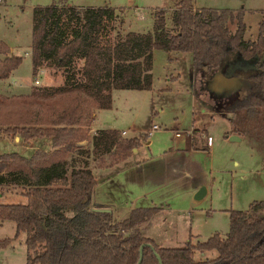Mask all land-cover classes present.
<instances>
[{
  "label": "trees",
  "instance_id": "obj_1",
  "mask_svg": "<svg viewBox=\"0 0 264 264\" xmlns=\"http://www.w3.org/2000/svg\"><path fill=\"white\" fill-rule=\"evenodd\" d=\"M174 6L171 28L159 10L152 31L123 35H112L117 15L111 8L51 4L33 9L32 74L46 69L59 73L62 82L25 95H0V133L26 143L46 138L55 150L36 151L30 158L0 156V187L17 186L26 199L25 204H0V225L12 222L15 238L25 235L26 264H137L142 246L140 264H158L155 253L162 264H264V202L230 211L223 237L163 248L139 229L157 209H135L119 221L109 210L91 209L97 178L86 165L70 167L63 161L75 149L81 152L75 146L85 141L91 145L89 155L108 156L107 167L126 161L140 147L139 139L116 131L89 137L87 127L95 111L111 108L113 91L152 89L155 50L191 54L192 73L204 86L235 62L245 63L250 72L234 74L238 88L221 98L218 110L222 116L264 110V18L256 39L245 41L243 9H194V0H177ZM234 23L232 34L228 26ZM0 56L1 82L22 58L2 41ZM10 243L0 241V249ZM210 252L216 257L195 258V253Z\"/></svg>",
  "mask_w": 264,
  "mask_h": 264
},
{
  "label": "rangeland",
  "instance_id": "obj_2",
  "mask_svg": "<svg viewBox=\"0 0 264 264\" xmlns=\"http://www.w3.org/2000/svg\"><path fill=\"white\" fill-rule=\"evenodd\" d=\"M176 1L1 0L0 41L16 56L21 57L22 63L13 76L0 82V95H19L26 92L31 83L32 89L42 87L48 82L54 87L61 84L60 74H53L46 69H41L44 73L32 76L30 47L34 8L48 7L51 4L79 8H111L117 15V20L112 24V35L117 33L123 35L128 32L152 31L153 17L159 10L164 11L167 26L171 28L170 20ZM202 1L194 0L195 4L201 5L202 8L215 9L211 7L228 5L239 10L242 7L243 23L246 28L244 40L256 39L258 26L264 18V0H209L210 3ZM228 28L233 34L236 24H230ZM247 70L249 69L245 63L235 62L224 75H216L204 86L200 78L192 73L191 54L155 50L152 89L114 92L112 109L100 113L93 123L94 129L113 128L124 131L125 136H122L121 132L118 134L127 139L137 138L141 143L138 152L128 162L120 163L121 165L113 170V180L118 190L114 195L120 201L121 208H128L135 197L152 190L156 186L155 180L165 183V186L168 185L150 194V198L154 200H163L164 205L168 206V211L163 214L155 212L147 224L139 227L146 237L153 238L163 248H182L188 240L194 244L205 242L214 234L223 237L229 230L230 211H246L252 202H264V110L252 113L241 110L225 116L218 110V107L222 108L221 100L217 96L221 93L219 90L224 88V96H220L223 98L238 88L237 83L227 87L226 79L234 77L235 73L237 78L239 74L246 76L250 72ZM35 79L39 81L37 85L33 84ZM15 82L24 86L15 87ZM233 88L235 90L232 91ZM153 125L158 126L160 130L144 139V135ZM193 129L199 130L193 132ZM88 130V136L92 137L90 134L92 129ZM200 130L205 131L206 135L214 140L213 153L202 151L194 156H185L184 159L190 162L197 172L189 182L187 181L188 183L186 182L187 185L180 184L179 181L182 183L183 180L178 171L176 176L170 173L173 165L179 162V155L172 156L169 150L176 146L183 148L182 143L176 142L175 133L183 135L188 133L197 140L201 134ZM226 133L239 134L241 141L228 143L225 139ZM147 142L150 145L146 147ZM89 147L84 146L83 149L87 150ZM168 151L169 155L165 156L164 152ZM10 153L23 154L24 157L33 154L30 150L1 141L0 156ZM161 154L162 156H159ZM146 157H153L155 162L146 164L141 171L128 173L123 170L127 163L135 161L144 163L142 161ZM88 158L90 167L95 171L109 163L108 156L99 160L95 155H88ZM152 171L158 175L149 176L153 174ZM135 177L147 179L142 184L139 183V179L133 181ZM172 183L178 185L172 186ZM201 183L206 184L208 196L200 206L191 205L190 189ZM6 189L5 186L0 188V204H25L26 199L23 196L5 194ZM122 217L120 213L114 216L117 221L125 218ZM6 239H10L11 243L5 249H0V264H26L25 235L21 234L15 238V225L12 222H3L0 225V241ZM215 257V252L202 255L195 253L196 260Z\"/></svg>",
  "mask_w": 264,
  "mask_h": 264
},
{
  "label": "crops",
  "instance_id": "obj_3",
  "mask_svg": "<svg viewBox=\"0 0 264 264\" xmlns=\"http://www.w3.org/2000/svg\"><path fill=\"white\" fill-rule=\"evenodd\" d=\"M202 2H204V3H210L209 0H203ZM200 8H202V6L201 5L197 6L195 4V2H194V9H200ZM211 8H215L216 10H221V9L224 10V9H227V10H231L233 12H236L238 10L236 7H234V6H228V5H225V6H213ZM241 9H243V8L241 7ZM243 11H244V9H243ZM10 53L13 54V55H16L11 50H10ZM0 59H2L1 56H0ZM152 69H153V67H152ZM31 70H32V64H31ZM16 71H14L10 76H13V74ZM41 73H44V70H39L38 71V74H41ZM152 77H153V74H152ZM60 78H61V76H60ZM60 78H59V80H61V82H62V78L61 79ZM48 83L45 84V85H43L42 87H44V86L50 87V85ZM14 86L15 87L22 88L24 85L22 86L21 83L15 82L14 83ZM31 86H32V83L29 85V87H28V89H27L26 92L20 93L19 95L29 94V92L32 89ZM114 92H116V91H113L112 92V104H113V93ZM12 95H18V94H12ZM111 109H112V105H111V108L108 109V110H111ZM108 110H98V111H95L94 114H93V116H92V118H91V120L88 123L87 129H90V130L92 129L93 131H95L97 133L98 132H101V131H116L117 133L121 132V131L115 130L113 128L112 129H94L93 128V123L98 118V116L100 115V113L106 112ZM219 113L221 114V112H219ZM197 130H199V129H193L192 131L194 132V131H197ZM189 131H191V130H189ZM200 133H201L200 134V137L197 138V140L195 139V137L190 136L189 134H186V135H183L182 134L179 138L176 137V139H177L176 142L177 143H182L183 148H180V146H176V147L172 148L171 150H169L170 151V154L172 156H174V155L175 156H178L179 155V162L178 161L177 162L175 161L176 163L173 165L172 172H170V173H172L174 176H176L177 175L176 172L178 171V173L180 174L181 180H183L182 183L179 181L180 184H184L187 181L189 182L192 179V177L195 175V173L197 172L196 169L194 168V166H192L190 162H187L184 159L185 156H194L197 153H200L202 151H207L208 153H210V152L213 153L214 140L211 137H208L206 135L205 131L200 130ZM225 135H226L225 136V139L230 144H234V143H237V142H240L241 141V138H240L239 134H237V133H230V134L226 133ZM232 137H238L239 141H230V139ZM146 138H147V134L144 135V139H146ZM1 141H6L7 143L13 144L15 146H18V147H20L21 149H24V150H30V151L33 152V154L36 151H41L43 153H52V152L55 151L51 147L50 140L49 139H46V138L37 139V140L30 141V142L26 143V142H23L21 139H19L17 137L14 138L13 141H11L3 133H0V142ZM149 145H150V143L147 142L146 143V147L149 146ZM84 146H90V147L87 150L86 149L84 150L83 149ZM75 148L80 149L81 152H78L75 149L74 150V153H68L67 156L64 158L63 161H67L69 163L68 165L70 167H72V164L75 165L76 167H78V166H85L86 165L92 171V173L94 174V176L97 178V186L94 189L93 194H92V196L90 198V202H89V206H90L91 209L109 210V211L112 212L113 216H115L116 213H120L123 217L128 216L131 213V211H133L135 209H152V208H154V209H157L156 214H163L166 211H168V206L164 205L163 200H154V199L150 198L151 197L150 194L152 192H155V191L160 190L161 187L162 188L163 187H168V185L165 186L166 184L163 183V182H160L159 180H155V183L154 184L156 186H154V188L152 190H148L144 194H141V195L135 197L130 202L131 204L128 206V208L127 207L126 208H121L120 205H119V202L120 201L118 199H116V197L114 195V193H116V190H117V184L113 180V177H114L113 170L115 168H117L119 165L128 162L138 152V149L139 148L136 149V150H134L133 153H132V155L126 161L122 162L121 164H118V165L113 166V167H107V165H106V166H102V168H97L96 171L98 173L92 167H90V159L88 158V155H89L88 152L91 151L90 142L85 141V142L78 143L75 146ZM169 151L168 152H164L166 154L165 156H168L169 155L168 154ZM22 155H19V156L24 157ZM159 156H162V154L159 155ZM30 157H24V158H30ZM152 158L153 157H146V159L142 161V162H144L142 164L139 163V162H137V161L132 162V163H127L125 165V169H123V170L127 171L128 173L129 172H132V171H141V168H143L146 164L147 165H150L153 162H155ZM160 159H162V157H160ZM152 173L153 174H149V176L156 177L158 175V173L156 174L154 171H152ZM130 179H133V178H130ZM137 179H139V183H142L143 184V182L147 178H145L143 180V178L135 177L133 179V181H136ZM171 180H173V179L171 178ZM187 183L184 184V185H187ZM171 185L172 186H175V185H178V184L177 183H172ZM202 185L206 189V184H202V183L199 184L198 186L192 188V190L190 189L189 199H191V203H190L191 205L192 204L193 205L195 204V205H199L200 206L201 203L208 196V190L206 189L205 196L201 200L197 201V200L194 199V197L196 196L197 192L202 187ZM14 189H17V190H14ZM5 194H19V187L12 186L11 187V190L6 191ZM192 197H193V199H192ZM141 203H143V204H141ZM115 218L116 219H119L118 217H115ZM161 230L162 229H160V231ZM153 237H155V239L158 240V238L156 236H153ZM148 238H150V237H148ZM150 239L154 240L153 238H150ZM154 242H155V240H154ZM157 245H159V244H157ZM159 246L162 247L161 245H159Z\"/></svg>",
  "mask_w": 264,
  "mask_h": 264
},
{
  "label": "water",
  "instance_id": "obj_4",
  "mask_svg": "<svg viewBox=\"0 0 264 264\" xmlns=\"http://www.w3.org/2000/svg\"><path fill=\"white\" fill-rule=\"evenodd\" d=\"M226 81H228L227 82V87L228 86H230V85H232V84H235V83H237V79H235V78H233V76L232 77H229V78H227L226 79ZM238 84V83H237ZM225 88L226 90L228 89V88ZM231 90V89H230ZM233 90H235L234 88L232 89V91ZM221 93H220V95L219 96H222L223 95V91H224V88L222 87L221 88V90H219ZM230 141H239V139L237 138V137H232L231 139H230ZM205 193H206V189H205V187L204 186H202L200 189H199V191L197 192V194H196V196L194 197V199L195 200H197V201H199V200H201L204 196H205ZM142 250H143V246L140 248V256H139V261H138V263L137 264H140L141 263V260H142ZM155 257H156V259H157V261H158V264H162V262H161V260H160V257L155 253Z\"/></svg>",
  "mask_w": 264,
  "mask_h": 264
},
{
  "label": "built area",
  "instance_id": "obj_5",
  "mask_svg": "<svg viewBox=\"0 0 264 264\" xmlns=\"http://www.w3.org/2000/svg\"><path fill=\"white\" fill-rule=\"evenodd\" d=\"M0 3H1V0H0ZM34 85H37L38 84V81L35 79L34 82H33ZM160 128L156 125H153L151 128H150V131L147 133V136H150L153 132H156V131H159ZM90 134L95 136L96 135V132L95 131H90ZM126 132H121V135L122 136H125ZM188 134V133H187ZM182 134L181 133H178L176 132L175 133V137L179 138Z\"/></svg>",
  "mask_w": 264,
  "mask_h": 264
},
{
  "label": "flooded vegetation",
  "instance_id": "obj_6",
  "mask_svg": "<svg viewBox=\"0 0 264 264\" xmlns=\"http://www.w3.org/2000/svg\"><path fill=\"white\" fill-rule=\"evenodd\" d=\"M217 96H218V98H220V100H221L222 97H220L219 95H217ZM223 96H224V95H223Z\"/></svg>",
  "mask_w": 264,
  "mask_h": 264
}]
</instances>
